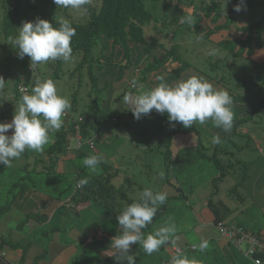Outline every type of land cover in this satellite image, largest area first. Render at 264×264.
<instances>
[{"label":"rangeland","instance_id":"1","mask_svg":"<svg viewBox=\"0 0 264 264\" xmlns=\"http://www.w3.org/2000/svg\"><path fill=\"white\" fill-rule=\"evenodd\" d=\"M7 1L9 0H0V22L4 15L3 5ZM185 2L186 0H146V8L153 14L154 21L149 27L144 28L145 37L147 40L160 38L162 46L159 49L161 50L170 51V49L176 47L181 59L189 65L188 70L183 73L181 79H187L192 75L201 76L212 83L214 87L229 91L233 98L232 111L234 113L231 130L225 132L217 128L212 121H208L204 125L196 123L190 128H184L182 124L170 123L166 113L161 115L156 113L155 110L136 120L130 111V100L157 86L156 78L165 74V70L162 69L165 65L167 66L165 64L160 69L150 74H145L146 55H140L139 49H135L133 63L138 71H136L135 67H129L124 71L123 76L116 80L118 67L121 64H125V62L121 59V53H116V47L108 46L105 54L107 56L111 55V64L113 66L109 72L104 74L103 78L100 77L101 86H103V81L105 80L107 87L100 86L98 87L99 91L92 88L88 76V66H81L82 54H72V60L68 63L63 61L62 66L59 67L60 78L55 81L58 95L67 98L70 102V108L62 119L64 123V117L68 116L67 123L64 124V127L68 128L73 118H77L82 113L87 112L91 101L99 98L101 111L96 122L90 128V138L95 140V147L94 149L90 148L88 144L89 138H83L80 141L81 145H79V140L72 138L70 146L73 150L63 157L65 159L60 166L48 164L49 167H47V165H44L47 167V173H49L47 174L48 177L45 178L35 174L36 172L32 171V166L31 169L26 170L18 165H12L11 167L0 165V217L3 214L1 211L2 207H5L13 196L18 195L20 190L18 187L12 190L14 182L25 180L27 185L31 183H36L37 185L38 180L39 188L47 189L49 192L54 185H50L45 179L49 178L50 182L54 183L52 178H58L55 175L58 173L56 170H61L59 174L62 172V174L66 173L64 174L66 178L59 181L60 187L58 191L57 189L54 190L57 194L74 186V173L78 168L84 167L83 160L87 156L96 154L102 156L103 161L108 165L106 169L110 173L115 170L113 167L115 159L121 168L113 177L112 183L116 187L122 188V192H125L128 197L138 202L140 193L146 187H150L154 192L172 191L174 193L175 191L172 188L169 191V189L161 187V181L165 180L166 176L169 177V180H174V177H176V171L173 168H170L169 172L165 171L163 155L158 151L160 145L168 143L169 139L170 142L173 141L176 144L178 142L184 143V137L193 133L186 132L191 129L197 132L195 134L200 138V143L207 148L208 144L211 143L212 137L219 134H227L226 136H228L234 132H244L243 129H248L250 132L255 133L256 136L264 138V35H257L254 32L252 43L249 44L247 42L244 45V40L247 39L248 35L244 31V27L260 21L261 15L264 13V0H244L243 10L239 13L234 10L231 11L233 0L227 4L224 2L222 5L224 12L216 20L218 22L221 21L223 25L217 26V28H211V21L201 14L200 9L203 10L204 6L203 0H195L193 5H189L192 3L191 0H188L186 5H183ZM90 3L94 7H99L101 0H90ZM22 5L23 10L21 11L19 28L24 22H34L37 18L49 21L53 17L56 20L78 22H86L88 19L86 10L76 11L59 8L52 0H22ZM192 10L194 11V23L192 25L180 23V17L191 14ZM168 34H175L174 38L167 37ZM225 40L231 41V44L228 46L222 45ZM112 47L114 50L110 54ZM213 49L218 50L217 53L209 55V52ZM249 50L252 53L249 54ZM139 56H143V58ZM177 66L178 64L175 62L169 65L170 68ZM57 67V61H49L35 70L31 69L30 58H18L17 50L9 43V39L2 35L0 29V78L4 80V85L0 88V122L4 118L12 119L15 114V108L19 106L21 96L31 94V90L38 80L50 79ZM141 67L143 68L142 70H140ZM94 68H98L96 61L94 62ZM99 75L102 74L100 73ZM133 81H135V84H133ZM17 82H19L18 86L20 88L22 87L26 90V92H22L19 95V99H16L13 94V89ZM101 88L104 89L101 90ZM125 96L129 97V101H125ZM74 103H76L75 108L72 109L71 107ZM173 124H175L174 127L172 126ZM177 131H179L177 134L179 136L174 134ZM175 136L177 137L175 138ZM55 140L56 136L52 134L51 142L44 147L42 152L32 151L36 153L34 158L44 159L47 155L45 150L53 145ZM229 144V141L226 144L223 142L220 147L228 148ZM215 147L216 145H213L211 149L207 150L208 152L205 155L213 157V154H216L219 158V153L218 151L216 152ZM79 152H82L83 155L78 156ZM198 152L201 153L202 149L195 150L190 155L195 161L181 166V171L179 172V177L184 179L192 178L191 183L194 184L190 183L194 186V195L192 196L196 198L198 197V191H203V183L218 177L220 174L219 169L210 160H203V157H200ZM246 153L251 154L246 157H252V160L256 156L260 158L258 163L255 162V168L248 170V173H245L244 169L242 171L237 170V182L239 181L238 184L240 185L242 181L246 180V184L253 187V183L256 185L259 182V180L256 181L257 176L263 174L264 155L260 153L259 147L253 141L250 147L246 149ZM220 158L222 157L220 156ZM223 166L227 167V164L223 163ZM89 170L96 174H105V168H103L102 164H99L95 171ZM71 175L73 178L70 180L67 177L70 178ZM243 176L245 178H242ZM252 177L255 178L254 182L251 183ZM182 189L184 192H188L186 185ZM238 191L240 192V190ZM231 194L233 198H238L239 196H235L234 192H231ZM168 195L170 194L168 193ZM189 198L191 200V195H189ZM241 201L243 200L238 201V203L241 204ZM191 202L193 204L194 200H191ZM185 204H187V201L185 202L182 197L179 200L169 201L165 208L164 205H160L158 210L162 209V215L157 217L148 228L152 231L151 234H154L162 227L174 224L176 231L170 236L168 241L173 237H179L177 233L182 231L184 232L182 239L185 238L188 244L197 245L198 247L199 238L202 235L199 229V221L196 218L198 216H194L193 213L196 211L193 207L190 208ZM244 205L245 203L242 205L243 208H245ZM192 206H195V204ZM248 208V213L251 216H259L256 205H250ZM200 216L201 220H203V216ZM240 216L235 219L236 222L245 224L243 218L246 216ZM262 220L264 221V218ZM245 225L254 228L250 223ZM210 230L214 231L213 228H210ZM36 239L39 240V237ZM165 244L163 245L165 246ZM198 249L201 252L199 247ZM249 262L251 261L246 260V263L249 264Z\"/></svg>","mask_w":264,"mask_h":264},{"label":"crops","instance_id":"2","mask_svg":"<svg viewBox=\"0 0 264 264\" xmlns=\"http://www.w3.org/2000/svg\"><path fill=\"white\" fill-rule=\"evenodd\" d=\"M191 15H194L193 10ZM208 20L212 23H209L211 28L223 25L221 21H214L212 17H208ZM174 35L168 34L167 37L174 38ZM159 48L152 54L146 55V66L155 60H164L166 58L168 50ZM139 52L141 55V50ZM139 57L143 58V56ZM172 62L174 61L170 59L166 63L167 66L165 65L162 69L165 70L163 78L167 77L178 67L170 68L169 65ZM133 67L136 68L134 65ZM142 67L140 70L143 69ZM136 71H138L137 68ZM156 74L159 75L158 73ZM138 77L140 78V76ZM158 82L159 80L156 78V83L158 84ZM67 117H64L63 125L67 123ZM4 119L1 122L7 123L12 120L9 118ZM75 119H82V117L73 118V120ZM243 131L234 132L228 136H226L227 134L218 135L221 143L217 144L215 148L216 152L218 151L219 153V158L216 154H213V156L220 159L222 163L227 164L226 176L220 182L215 181L220 176L219 174L218 177L203 183V191H198L197 198L192 196L194 195V184L191 183L192 178L184 179L179 177L180 167L186 163H193L195 159L191 158L190 155L199 149H202L201 153L198 152L200 157H203V160H210L214 165V159L205 155L208 152L207 150L213 147V144H208L207 148L200 143V138H198L197 134L191 133L184 137V143L178 142L176 144V142L172 141L170 147L167 148L162 147L164 144L160 145L158 151L163 155L165 171L169 172V169H167L169 166L165 159L170 162V168L176 171L174 180H169L168 176L165 177V180H160L161 187H165L169 191L171 188L175 190L174 193L172 191L167 192V194H170L167 197L170 199L169 201L179 200V198L183 197L185 202L187 201L185 205L190 208L193 207L196 211L193 214L198 216L196 218L199 221V229L202 232L199 238V245L202 241H207L208 247L204 251L199 252V246L188 244L185 238L182 239L184 232L179 231L177 233L179 237H173L175 243L173 238H171L165 246L161 245L159 250L151 255L146 254L140 244H134L129 254L134 255L135 264H172L173 259L176 257L186 258L190 264H248L246 260L248 261L249 259L227 239L220 236L216 229L217 221H222L227 225L241 226L255 235L264 237V221L262 220L264 218V170L261 176H257L256 181L259 180V182L256 185L253 183V187L249 186V184L247 185L246 180L239 185L236 175L237 170L242 171L244 169L245 173H248V170L255 168L260 157L256 156L254 160H252V157H246L251 155L246 153V149L250 147L253 141L259 147L260 153L264 155V148H262L264 147V138L256 136L255 133L250 132L248 129H243ZM11 134L12 131L9 130L7 135ZM75 139H79L76 134ZM222 141L225 144L227 141L230 142L228 148L220 147L223 144ZM72 150L73 148L70 146L68 152ZM63 157L60 154L54 156L47 154L41 160H35L34 157H32L33 159H18L13 162V165L22 166L26 170L31 169L32 166V171L36 172L35 174L45 178L49 174L47 173L48 164L51 166L57 165L58 167L63 163L65 159ZM114 164V171L118 173L121 166L116 163L115 159ZM44 165H47V167ZM56 172H58L55 174L58 178H52L54 183L50 182L49 178L45 179L50 185H54L49 192L47 189L39 188L38 180L37 185L36 183L27 185L25 180L18 181L21 184L17 186L18 182L13 183L12 190L17 187L20 190L18 195L13 196L12 200L5 207H2L5 210H1L3 214L0 217V264H118L114 257V251L110 247L112 239L119 235L121 231L117 217L100 203L94 201L76 202L81 197V194L74 180V186L56 194L54 190L57 189L58 191L60 187L59 181L66 178L64 176L66 173L62 174V172L59 174L61 170H56ZM75 173L74 175L76 176ZM71 176L67 178L71 180L73 178ZM242 178H245V176ZM254 178L252 177L251 183L254 182ZM184 185L188 187V192H184L182 189ZM14 186L16 187L14 188ZM231 192H234L235 196L239 195L238 198H233ZM189 195H191V200H194L193 204L195 206H192ZM133 200L135 201V199ZM240 200H243L241 204L238 203ZM211 203H215L216 208ZM244 203L245 208L242 206ZM250 205L258 207L259 216H251L248 213ZM200 215L203 216V220H201ZM243 215L246 216L243 218L245 224L250 223L254 228L246 226L244 223L236 222L235 219ZM210 228H213L214 231L210 230ZM146 230L143 233L146 232L145 234L147 235L152 233L150 229ZM37 237H39V240L36 239ZM249 264L253 263L249 262Z\"/></svg>","mask_w":264,"mask_h":264},{"label":"clouds","instance_id":"3","mask_svg":"<svg viewBox=\"0 0 264 264\" xmlns=\"http://www.w3.org/2000/svg\"><path fill=\"white\" fill-rule=\"evenodd\" d=\"M52 2L59 8L81 11L85 10L84 6L88 0ZM228 2L229 0H226V4ZM243 4L244 0H240L233 10L241 12ZM180 23L192 25L194 16L183 15L180 17ZM75 35V29L67 20H61L60 27L54 28L48 21L37 18L34 22H24L18 33L9 37V43L17 50L18 58H30V68L35 70L49 61L70 62L73 52L71 40ZM217 51L213 49L209 55H215ZM157 79L161 81L157 86L130 100V111L136 120L155 110L161 115L166 113L170 123L182 124L184 128H190L196 123L204 125L208 121H212L217 128L225 132L233 127V98L229 91L216 88L204 77L196 75L174 84L163 82V77ZM3 85L4 80L0 78V88ZM125 101H129L128 96H125ZM69 108V100L58 95L53 80H38L31 94L21 96L11 122H0V165L11 167L26 151L42 152L51 142L52 134L62 128V118ZM9 130L12 131L11 135H7ZM211 143H221L220 137H212ZM102 161L103 157L96 154L85 157L83 164L95 171ZM88 183V178H81L76 187L83 188ZM167 197V192H154L150 187H146L140 193L138 202L122 209L117 216L120 234L116 235L110 244L118 264H125V261L126 264H135L134 255L129 254L134 244H140L143 251L151 255L175 233L174 224L162 227L147 236L142 232L152 223L159 206L166 202ZM207 247V241H202L199 245L201 251ZM172 264L190 262L186 258L176 257Z\"/></svg>","mask_w":264,"mask_h":264},{"label":"trees","instance_id":"4","mask_svg":"<svg viewBox=\"0 0 264 264\" xmlns=\"http://www.w3.org/2000/svg\"><path fill=\"white\" fill-rule=\"evenodd\" d=\"M187 1L188 0H186V2ZM230 1L231 0H229V2ZM186 2L183 5H186ZM191 2L192 3L189 5H193L195 0H191ZM203 2V10L200 9L203 16L206 18L212 16L214 21L218 20L222 16L224 12L222 5L226 2V0H203ZM239 2L240 0H233L231 11L233 10L234 5ZM145 4L146 0H101L100 6L94 7L90 3V0H88V3L84 6L88 16L86 22L67 20L76 32V35L72 37L71 40V47L73 50L72 54H82L81 66H88V76L94 90H100L98 88L102 85L100 77L103 78L104 74L109 72L113 66L111 64V55L107 56L105 54L109 45L116 47V53H121L122 60L125 62V64L119 65L120 67H118L116 80L123 76L126 69L129 67L133 68L135 49L141 50V55L144 56L152 54L157 48L162 46L160 38H151L150 40H147L145 37L144 28L147 26L149 27L154 21L153 14L147 10ZM3 7L4 15L2 21L0 22V29L2 35L9 39V37H14L18 33L19 20L21 11L23 10L22 0H9L4 3ZM60 21L61 20H56L51 17L48 22L54 28H59ZM244 31L248 34L247 39L244 40V45L247 42H249V44L252 43L254 39V32L257 35H264V13L261 15L260 21L250 24L246 26V28L244 27ZM230 44L231 41L225 40L222 45L228 46ZM113 47L110 54L113 53ZM177 51L176 47H173L170 51H168L164 60H155L153 63L148 64L144 70L145 74H150L151 72L160 69L170 59H172L174 62L178 63V67L167 77L163 78V82L172 84L178 81L183 73L188 70L189 65L181 59L179 56L180 54ZM248 53L250 54L252 51L249 50ZM95 61L98 63L97 69L94 68ZM62 63L63 60H57L58 67L55 70L54 75L50 77V79L54 82L60 78L59 67L62 66ZM101 64H104V66ZM100 73L102 75L98 76ZM160 82L161 81L159 80L158 84ZM18 83L19 82L16 83L13 89V94L16 99L20 98L19 95L22 94V92H26V90H21L22 87L20 88ZM103 83L104 84L101 87H107L105 80ZM104 88H101V90ZM99 101V98H95L91 101L88 105V111L81 114V121H79L80 119L72 120L68 125V128H65L63 125L58 132H55L54 135L56 136V140L53 145L45 150V152L50 156L57 154L65 156L68 153L71 139L75 138L77 125L80 127L81 137L85 139L90 138V128L93 123L96 122L98 114L101 111ZM76 103L73 104L71 107L72 109L75 108ZM178 132L179 131L174 132V134L177 135ZM186 132L197 133L194 129ZM170 143L169 139L168 143L166 142V144L162 145V147H170ZM35 155L36 153H33L32 151H26L21 158L30 159L32 157H36ZM82 155V152L78 153V156ZM212 158L214 159V165L221 171L220 176L215 180L220 182L226 176V167L223 166V163L216 156H213ZM34 159L36 160V158ZM165 160L169 166L167 169L170 170V162L167 161V159ZM100 164H102L103 168H105V174L93 173L85 167V165L83 168L77 169L74 179L75 184H77L81 178H88L89 183L83 188H77L81 197L77 199L76 202L83 203L94 201L100 203L112 211L117 217L124 207L136 201L128 197L125 192H122V188L116 187L112 183V179L117 173L115 171H113V173L108 172L106 169V166L108 165L104 161ZM19 184H21V182H18L16 186ZM16 186H14V188ZM169 200L170 199L167 198L166 202L163 204L164 208ZM211 205L215 207L216 204L211 203ZM2 210H5V208ZM161 215L162 209H159L154 216L153 221ZM151 224L143 229L142 232L150 227Z\"/></svg>","mask_w":264,"mask_h":264},{"label":"built area","instance_id":"5","mask_svg":"<svg viewBox=\"0 0 264 264\" xmlns=\"http://www.w3.org/2000/svg\"><path fill=\"white\" fill-rule=\"evenodd\" d=\"M21 90L24 91L25 89L22 88ZM76 135L79 138V145H81L79 125L76 126ZM88 144L91 149H94L95 140L90 139ZM216 229L220 236L227 239L236 249L240 250L253 264H264V237L255 235L241 226L227 225L222 221L216 223Z\"/></svg>","mask_w":264,"mask_h":264}]
</instances>
